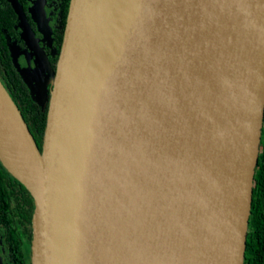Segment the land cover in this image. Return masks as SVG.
<instances>
[{"label": "water", "instance_id": "95a60500", "mask_svg": "<svg viewBox=\"0 0 264 264\" xmlns=\"http://www.w3.org/2000/svg\"><path fill=\"white\" fill-rule=\"evenodd\" d=\"M51 80L40 149L0 79L23 172L0 161L35 201L32 264H245L264 0H71Z\"/></svg>", "mask_w": 264, "mask_h": 264}, {"label": "flooded vegetation", "instance_id": "af4514ba", "mask_svg": "<svg viewBox=\"0 0 264 264\" xmlns=\"http://www.w3.org/2000/svg\"><path fill=\"white\" fill-rule=\"evenodd\" d=\"M6 1L13 9V13L17 18L15 31H17L20 35L19 38L11 36L8 39L13 64L16 70L23 77L21 68L16 64V62L21 65L19 60H21L22 63L27 60V63H29L28 65L31 66L27 70H30L31 72H29L33 73L32 77L37 83V90L34 88V92L28 85L31 91V93L29 92V98L34 99L41 104H44L49 98V110L51 91L53 88L51 78L57 70L71 0L68 4L67 13H65L67 6L65 3L67 0H18L19 4L22 6L25 16L24 21L19 16L11 1ZM40 3L41 5L39 6ZM63 26V37L59 43L57 33ZM30 33L35 35L49 62H51V69L48 71V74H46L45 71H42L47 83L46 86L42 85L43 83L41 80H38V78L34 75L35 70L40 65L41 59L31 42ZM17 52L20 53V55L18 60H15L14 55L18 54ZM28 54H31V58ZM55 58H57V63L54 66ZM37 91L40 95L38 99L35 97V95H38ZM6 171L14 179H16L7 169ZM16 180L21 183L18 179ZM21 185L25 187L23 183H21ZM7 188V198H0V264H32L33 216L35 211V201L28 190L27 191L30 193L31 197L30 202H26L24 200L23 191L21 189H15L11 184H8Z\"/></svg>", "mask_w": 264, "mask_h": 264}, {"label": "trees", "instance_id": "16d2710c", "mask_svg": "<svg viewBox=\"0 0 264 264\" xmlns=\"http://www.w3.org/2000/svg\"><path fill=\"white\" fill-rule=\"evenodd\" d=\"M69 1L67 0L65 3L67 5L65 13H67ZM13 12L6 0H0V79L19 107L39 148L42 149L47 124L49 98L44 104L30 99V88L13 64L8 39L11 36L20 37L19 33L15 31L17 18ZM63 32L64 26L57 33L59 43L63 37ZM54 62L55 66L57 58H55ZM254 182L245 264H264V128ZM8 184H11L15 189H21L24 200L30 202V193L6 171L0 161V198L2 199L7 198Z\"/></svg>", "mask_w": 264, "mask_h": 264}, {"label": "bare ground", "instance_id": "6f19581e", "mask_svg": "<svg viewBox=\"0 0 264 264\" xmlns=\"http://www.w3.org/2000/svg\"><path fill=\"white\" fill-rule=\"evenodd\" d=\"M7 131H5V133L1 134L0 133V153H1V156L3 157V159L5 160V162L10 165V167H12L13 170H15L17 172L18 168L21 170L20 172L22 173V169L21 167H18L16 161L17 156L19 155V150L20 148L17 147V144H14L13 147H9L7 144H6V139L9 135V130L11 131L10 127L7 126L6 128ZM19 149H17L16 147ZM14 153V154H13ZM24 152L21 150L20 151V155H22ZM26 161V159H24ZM15 162V163H14ZM21 165H22V161H21ZM27 173V172H25Z\"/></svg>", "mask_w": 264, "mask_h": 264}, {"label": "rangeland", "instance_id": "374dc122", "mask_svg": "<svg viewBox=\"0 0 264 264\" xmlns=\"http://www.w3.org/2000/svg\"><path fill=\"white\" fill-rule=\"evenodd\" d=\"M40 5H41V3L39 4V6ZM14 52H15V50H14ZM19 55H20V53L15 54L14 55V59L15 60H18ZM28 56L31 58V54H28ZM19 61H20L21 65L19 63H17V62H16V64L21 68V73H22L24 79L26 80V82L28 83V85L30 86V88L32 89V91L34 92V88L37 90V87H36L37 83L35 82L34 78L32 77L33 76L32 75L33 73H30L31 71L30 70H27L31 66L28 65L29 63H27V60H25L26 62H23V63L21 62V60H19ZM39 67H40L39 70L44 72L43 66L39 65ZM37 93H38V95H35V97L38 99L40 95H39V92L38 91H37Z\"/></svg>", "mask_w": 264, "mask_h": 264}]
</instances>
